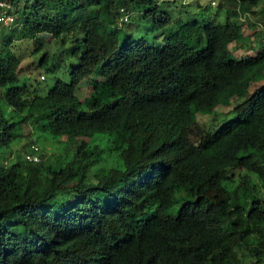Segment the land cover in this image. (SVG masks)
<instances>
[{
    "label": "trees",
    "instance_id": "1",
    "mask_svg": "<svg viewBox=\"0 0 264 264\" xmlns=\"http://www.w3.org/2000/svg\"><path fill=\"white\" fill-rule=\"evenodd\" d=\"M8 1L15 23L0 29V101L10 108L6 116L0 106V149L11 151L25 124L88 141L64 166L26 156L0 163V264H240L244 248L260 263L264 192L247 177L264 187V83L248 90L264 76V47L239 58L229 48L242 38L238 18L259 0H223L224 23L174 22L160 0ZM120 8L141 12L160 35L123 31ZM37 35L72 42L68 81L44 95L42 73L62 60L48 66L44 52L32 79L11 50ZM89 77L102 81L81 100L76 89ZM237 99L234 118L213 132L200 125L197 113ZM96 134L109 136L104 154L90 142Z\"/></svg>",
    "mask_w": 264,
    "mask_h": 264
},
{
    "label": "rangeland",
    "instance_id": "2",
    "mask_svg": "<svg viewBox=\"0 0 264 264\" xmlns=\"http://www.w3.org/2000/svg\"><path fill=\"white\" fill-rule=\"evenodd\" d=\"M166 1H169L172 4L169 7H165V9L172 16L174 22L177 19L186 20L187 18H193L194 16L198 19H215L212 21L215 23H224L226 21V15L223 10L218 12L220 10L219 5L223 2V0H160L159 3L163 6V3ZM18 2L19 8H21L24 4V0H20ZM212 2L215 4H211ZM205 7L208 9L204 10ZM223 7L228 8L226 3H223ZM254 10L256 11L254 14L251 12H245L237 20V24L242 29V38L240 41L230 44L229 48L232 51L233 58H239L245 55L254 56L264 47L262 45L264 43V0H259ZM216 13H218V15H216ZM122 27H124L123 31L132 33L135 35L134 37L147 36L153 38L156 34L160 33L159 29L151 28L152 22L144 18L142 13L138 10H134L130 13L129 20ZM2 29L5 31L10 30V28H1V30ZM69 37L70 36H66L65 45L61 43V38L55 39L48 35H37L36 40L15 39V41L12 42L11 50L14 54L16 53L15 55L21 58L19 66L20 75H29L32 79H34L37 73H41L42 69L40 68L32 72L31 70L34 68V65L39 63V60L43 56L44 52L48 54V57H50L48 66L60 63L62 60L61 63L63 66H61L60 69L42 73L45 75V81L40 82L39 88H41V95H44L45 91L52 87L56 79L68 81L71 64L74 62L73 59L67 57L65 51V48L72 43ZM39 43H42V45H39ZM40 46L43 47V49L41 51L36 50ZM128 69V67H124L120 76L126 77ZM263 79L264 76L262 77V80L252 84L248 93L250 94L257 87H260V85L264 83ZM100 81H102V79H97L95 82L92 77L85 79L77 87L76 96L81 100L91 96L94 86H100ZM239 100L241 99H237L236 101L229 100L230 102L228 104H220L212 113L199 112L196 114L197 120L204 129H208L213 132L224 120L235 117L236 113L233 109ZM0 106L5 115L8 116L10 114V108L8 105L1 100ZM17 133L18 136L10 144L9 149L11 151L0 149V163L14 162L18 159V157L22 158L24 154L30 150L31 146H33L38 147V149L42 151L43 154H41V161L51 164L58 163L60 167L66 165L72 160L78 143L83 140L88 141L87 139L81 137H67L63 135L53 136L51 134H47L46 132L37 131L26 124L22 125L21 129L18 130ZM104 135L105 138L103 136L99 137L101 136L100 134H96L97 138L90 141L93 145H97L99 148H102L103 154L107 152L106 147L109 137L106 134ZM191 139L192 142H194L195 136H192ZM110 159L111 157L107 156V160L110 161ZM247 178L250 182H252V184H255V186L257 185L259 187V192L263 194L264 187H262L258 179L251 175ZM227 183L229 184V182ZM237 183L238 181L236 179L229 184V187H234ZM59 200L65 201L66 199L59 198ZM180 202L181 201L175 203V205L168 209L166 213L171 216H176L180 208ZM237 254L241 260L240 264H264V259H262L259 263L253 254L245 248L238 249Z\"/></svg>",
    "mask_w": 264,
    "mask_h": 264
},
{
    "label": "built area",
    "instance_id": "3",
    "mask_svg": "<svg viewBox=\"0 0 264 264\" xmlns=\"http://www.w3.org/2000/svg\"><path fill=\"white\" fill-rule=\"evenodd\" d=\"M123 12V10H121ZM124 21L127 20V15H124ZM15 16L13 14V7L10 2L0 0V24L10 26L14 23ZM34 150H37L35 147ZM29 161H38L39 158L35 153H30L26 156Z\"/></svg>",
    "mask_w": 264,
    "mask_h": 264
},
{
    "label": "clouds",
    "instance_id": "4",
    "mask_svg": "<svg viewBox=\"0 0 264 264\" xmlns=\"http://www.w3.org/2000/svg\"><path fill=\"white\" fill-rule=\"evenodd\" d=\"M4 1H8V0H4ZM8 2H9V1H8ZM10 3H11V2H10ZM211 4L214 5V3H211ZM11 5H12V4H11ZM121 10H123V12H122ZM120 12H121V14H122V16H121V20H122L123 22H127V21L129 20V15H130V13H129L127 10H125L124 8H120ZM13 14H14V16H15L14 10H13ZM124 15H127V20H126V21L123 20ZM14 23H15V21H14ZM14 23H13L12 25H10V26H4V25L0 24V29H1V28H11V27L14 25ZM34 148H35V147L32 146V149H33V150H34ZM36 148H37V150H34V151H38V150H39L38 147H36ZM29 152H30V151H29ZM29 152H26V153L24 154V156H27V155L29 154ZM33 153H35V152H33ZM35 154L38 156L39 160H38V161H34V163H39V162H41V157H40L37 153H35Z\"/></svg>",
    "mask_w": 264,
    "mask_h": 264
}]
</instances>
